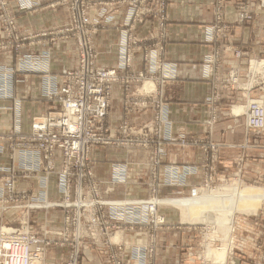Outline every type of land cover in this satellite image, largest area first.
<instances>
[{
	"label": "rangeland",
	"instance_id": "obj_1",
	"mask_svg": "<svg viewBox=\"0 0 264 264\" xmlns=\"http://www.w3.org/2000/svg\"><path fill=\"white\" fill-rule=\"evenodd\" d=\"M14 1L18 12L33 10L40 5L38 0ZM169 3L170 0H114L103 4L102 8L112 7L114 13H118L122 8L125 11L123 22L116 25L119 30L116 43L117 64L115 67H105L97 63L99 51L94 36L100 30L110 27V21L114 19V15H105L104 9L97 8L94 11L96 16L92 17L93 5L90 2L85 9V15L81 11L79 22L73 23L69 7L61 0H57V4L67 8L69 19L62 28L56 31L58 35L60 34L56 39L65 37L66 40H73L74 50L77 54H74L77 57V65L73 69L65 71L59 80L53 74L52 65H50L53 60L52 52L58 42L49 39L47 48L43 52L35 51L22 56L21 48L25 47V42L30 38V35L22 33L17 22V12L11 7V0H0V26L4 32V37L0 40V51L10 50L18 56L21 55V58L19 57L12 64L0 62V112L8 110L14 113L12 131L0 130V157H2L1 160L6 159L0 162V186H2L0 190H3L0 192V209H4L7 205L17 206L7 211L0 210V228L4 226L14 229L25 228L30 233L37 232L46 240H52L49 248L58 246L60 250L62 249L55 256V264H68L72 256L73 260L77 261L76 264H82L86 261L88 253H93L95 259L97 258L101 264H161L158 262L160 234L170 224L161 212L165 207L182 209L186 218V231L189 232V245L183 250H179L182 253L180 262L172 264H264V198L247 199L246 205L241 202V209H238L235 205L230 204V197H228L229 190L236 189L238 193L240 185H247L252 191L259 193L261 188L264 189V182L261 181L264 180V175L254 172L253 180H247L242 172L243 157L241 156L233 161L236 168L233 172L236 173H233L232 176L227 174L224 179H218L214 174L218 168L213 169L211 166L215 160L219 159L220 155L219 144L211 140V134L213 127L223 118L231 115L232 122L228 125L227 130L240 127L252 136L248 142L249 145L255 144V140L264 137V123L260 126L261 128H255L252 126L253 121H251V117L261 116V112L264 114V71L259 70L258 67L261 64L260 68L264 70V53L252 52L251 50L249 51L252 53L244 52V48L242 50L234 46L235 40L232 39L235 37L236 23H229L226 19L222 0L217 4L214 22L209 23L205 31L207 42L215 44L206 55L203 63V78L210 84L209 94L205 100L208 112L204 123L206 136L203 137L204 140L202 141L198 138H181L184 145L188 142L194 147H200L208 160L206 163L210 166L208 165L204 169L205 179L203 183L190 187L187 195L180 198L159 196V190L162 186L179 185L186 187L189 185V179L197 175L199 171V168L194 165L172 166L165 164L161 176L158 172V168L161 164L163 165V159L166 156L163 148L164 142L176 140L173 137L174 125L169 118L170 107L166 99V89L170 85L168 82L177 76L176 66L166 59L165 54ZM260 3L264 4V0H261ZM131 7L132 14H130ZM236 9L239 24L253 22L257 16L250 0H236ZM146 24L151 25V27L142 33L143 26ZM67 28L74 29L66 31ZM40 33L38 32V35L35 36H40L42 34ZM30 42L34 44L32 40ZM241 46L244 45L241 43ZM92 50L93 55H87ZM231 50L235 59L242 62L241 66L240 64H228L227 57ZM137 55H140L143 68L135 71L133 65ZM124 61H126L125 67ZM84 64H90L96 69L115 70L118 73L119 81L111 82L109 85L111 104L114 87L121 85L125 90V104L126 108L127 106L130 108L129 112L152 110L153 118L134 126L129 122L126 115L119 124L117 132H113L109 122L111 119L110 105L109 114L104 120L110 141L105 145L90 146L88 149L85 147L80 152L78 163L71 167L75 190L72 189L67 203V199L60 191V174L65 157L61 148H57L55 151L52 162L54 166L49 171L23 168L21 164L23 161H27L30 165L34 163L31 157H24L23 154L29 147L27 139L33 134V123L49 113L51 102L49 96L59 92L65 85V75L68 72L80 70ZM205 73H213L215 79L205 78ZM25 74L43 76L40 95L45 100L47 108V112L43 116L33 120L28 133L19 131L21 122L19 123V119L17 120L19 104L21 103V99L17 97V85L23 81L22 75ZM137 74H143L145 78L139 82H134L133 77ZM122 79L125 82H122ZM148 82L154 86H150V88L146 84ZM255 104H257L256 115H251L250 112L254 110ZM235 106L242 107L238 109L239 114L235 112ZM163 116L166 118L164 119ZM93 119L91 118V120ZM86 127H90V124H79L76 128L84 130ZM125 129H127V133L124 132ZM131 140L135 142L131 144ZM114 143L152 150L151 165L153 171L151 180L146 185L151 194L147 198L107 199L103 197L100 182L95 175L92 154L96 148ZM246 145L243 143L238 147L244 150ZM170 167H179L178 169L181 171H177V180L175 181H171L168 176ZM9 177L14 178L15 201L6 198L9 193ZM129 178L126 163L113 164L111 178L113 185L127 184ZM79 182H81L84 195L86 190L90 188L93 192L92 198H87V196L85 198L84 195L83 197L78 196L76 188L79 186ZM195 188L201 190L200 193L198 192L200 195L198 208L201 215L193 216L185 207L165 203L163 200L191 198ZM224 191L227 193L220 196ZM40 193L47 195L52 202L62 205L58 207L45 206L44 208L28 207V204L34 203L30 200L33 197H38ZM89 200L94 205L85 206L86 201ZM128 201H140V206L136 208L134 213H126L125 207L115 209V206L102 205L101 203ZM148 201H155V211L146 208L144 202ZM233 203L234 201H232ZM236 203L239 205V200ZM249 204L255 209L250 210ZM53 211L56 212L57 216H50ZM118 215L123 217L118 218ZM47 218L57 222L60 220L61 228L57 231L59 234L53 235L49 230L41 232L38 229L36 225L45 226L44 223ZM143 231L146 233V241L134 240L133 234ZM126 234L127 239L125 238ZM49 248H47V253ZM222 250L226 255L224 259H219L215 254ZM36 264H42V262Z\"/></svg>",
	"mask_w": 264,
	"mask_h": 264
},
{
	"label": "crops",
	"instance_id": "obj_2",
	"mask_svg": "<svg viewBox=\"0 0 264 264\" xmlns=\"http://www.w3.org/2000/svg\"><path fill=\"white\" fill-rule=\"evenodd\" d=\"M38 1L40 5L35 7V9L18 12L15 1L11 0V7L17 12V22L22 29V33L30 35V38L25 42V47L23 49L21 48L22 56L27 53H34L35 51L43 52L47 48L49 39L57 41L58 43L52 52L53 60L50 65H52L51 70L53 74L61 80V76L65 71L73 69L77 65V57L74 56L76 52L74 50L73 40H66L65 37L56 39L60 36L56 31L68 22L69 13L65 6L57 4V0ZM89 1L93 5L92 17L96 16L94 14L96 12L94 11L97 8L104 9L105 15H114V19L110 21V27L100 30L94 38L99 51L98 65L115 67L118 58L116 43L119 33L116 25L119 22H123L125 11L122 8L118 13H114L112 7L102 8L103 4L114 0ZM219 1L221 0H170L168 5V36L165 45V54L166 59L176 66L175 71L177 76L174 80L168 82L170 85L166 89V99L170 107L169 118L174 125L173 137L176 140L164 142L163 148L166 156L163 159V165L161 164L158 168V172L160 173L159 176H161L165 164H171L172 166L194 165L199 168V171L197 175L189 179V185L186 187H180L179 185L162 186L159 190V196L161 197L180 198L187 195L190 187L203 183L205 179L204 169L206 166H210V164L206 163L208 160L200 147H194L188 142L184 145L181 142V138H198L202 141L204 140L203 137L206 136L204 123L207 119L208 112L205 100L209 94L210 84L203 78V63L206 55L215 44L207 42L205 31L206 26L214 22L213 20L215 19ZM222 1L226 19L229 23H236L235 37L232 39L235 40L234 46L242 50L244 48L246 50L244 52L264 53V4L260 3L261 0H250L257 16H255L253 22H247L245 24L238 23L236 0ZM150 27L151 25L149 24L144 25L142 33H145L146 29ZM38 32L42 34L40 33V36H35L38 35ZM3 37L4 32L0 26V40ZM241 43L244 45L243 47H240ZM253 45L256 46L254 47ZM232 49L234 50V47ZM230 52L227 57L228 64H240L241 66L242 62L235 59L232 50ZM20 56L10 50H3L0 51V62L12 64ZM142 68L140 55H137L133 70L138 71ZM22 77L23 81L17 85V97L21 99L17 120L19 119V123L21 122L19 131L28 133L33 120L43 116L47 112V108L45 100L40 95L43 76L39 74H25ZM125 101L124 88L121 85H116L113 89L110 108L111 119L109 121L113 132H117L119 124L126 115L129 122L134 126L143 124L153 118L152 110L130 113V108L128 106L126 108ZM230 116L223 118L213 127L211 140L219 144L220 155L219 159L217 161L215 160L211 166L213 169L215 167L218 168L214 173L216 177L218 179H224L227 174L232 176L233 173H236L233 172V170H236L233 161L241 156L243 157L241 166L243 167L242 172L245 175L244 177L252 181L254 172H258L262 176L264 175V137L255 140V144L249 145L248 142L252 139V136L244 132L243 128L238 127L234 130H227L228 125L232 122ZM13 120V111H1L0 130L12 131ZM243 143L248 145L245 146L244 150L238 147V145ZM151 152L152 150L150 148L144 149L139 146H124L116 143L96 148L92 154L94 159L93 165L96 178L100 182L103 197L107 199H143L150 196L151 191L146 185L151 180L153 171ZM1 158L0 162L6 160H1ZM114 163L127 164L130 177L127 184H112L111 178ZM178 168L176 167L175 169L177 170ZM52 181L55 182L53 179ZM261 181L264 182V180ZM225 191L220 196L223 193H227ZM259 191V193H255L247 185H240L238 193L236 189H231L228 192L230 204L241 209V202L243 205H246L247 199L253 200L256 197L264 198V189L261 188ZM236 197L237 200H235ZM163 200L165 203L185 207L189 211V214L193 216L201 215L198 208V204L200 203L199 194L186 199ZM238 200L240 202L239 205L236 203ZM232 201H234L233 204ZM248 208L250 210L255 209L251 205ZM229 209L231 210L232 208ZM161 212L166 216L170 224L160 234L161 242L159 243L158 262L161 264L180 262L182 253L179 250H183L184 247L189 245V232L186 231L187 228L185 227L186 218L184 217L182 209L177 207H165ZM50 216H57V214L53 211ZM44 224L45 226L43 227L39 226V224L36 225L41 232L49 230L53 235L59 234L57 231L61 228L60 220L57 222L47 218ZM133 235L136 241H146V233L144 231L142 233L136 232ZM125 238L127 239V234ZM61 251L62 249L60 250L58 246L50 247L43 264H55V256ZM86 256V261L82 264H101L97 258L95 259L93 253H88Z\"/></svg>",
	"mask_w": 264,
	"mask_h": 264
},
{
	"label": "built area",
	"instance_id": "obj_3",
	"mask_svg": "<svg viewBox=\"0 0 264 264\" xmlns=\"http://www.w3.org/2000/svg\"><path fill=\"white\" fill-rule=\"evenodd\" d=\"M61 2L69 7L73 23L79 22L81 11L85 15V9H87L90 3L89 0H61ZM130 14H132V7ZM73 29L67 28L66 31ZM87 55L92 56L93 50L87 53ZM125 63L126 61L123 62L124 67ZM204 77L215 79L213 73H205ZM144 78L143 74H137L133 77V81L139 82ZM119 79L120 77L115 70L96 69L90 64H84L80 70L68 72L65 75V85L62 86L59 92L49 96L51 102L48 115L37 119L33 123V134L27 139L29 147H27L23 155L24 157H31L34 163L30 165L27 161H23L21 165L23 168L49 171L54 166L52 162L55 151L57 148H61L65 153V157L60 174V191L64 198L67 199V203L72 189L75 190L74 183L72 182L71 167L78 163L80 152L85 147L88 149L90 146L105 145L110 141L107 135V128L104 126V120L109 114L111 105L109 85L111 82L119 81ZM256 109L257 104H255L254 110L250 114L256 115ZM166 116H163V118L165 119ZM91 118L94 119L91 120ZM251 121L254 123L253 127L261 128L260 126L264 123L263 112H261V116L251 117ZM83 123L90 124V127H86L84 130L76 128L77 125ZM124 132L127 133V129ZM134 142V140L130 141L131 144ZM177 171L179 170H176L175 167H170L168 176L171 181L177 180ZM13 180L14 178L12 177L8 178L9 193L6 198L15 201ZM81 182H79V186L76 188L79 197H83L84 195ZM0 192H3V190H0ZM192 192L193 196H195L201 190L195 188ZM92 194L93 192L88 188L84 196L85 198L86 196L87 198H92ZM30 201L34 203L28 204V207L38 206L44 208L45 206L58 207L62 205L61 203L52 202L47 195L42 193L38 197H33ZM101 203L102 205L109 204L115 206V209L125 207L127 209L126 213H134L136 208L140 206V201ZM91 204L94 205L89 200L86 201L85 206H90ZM144 204H146V208H149L150 211H155V201L144 202ZM14 207L17 206L7 205L4 209L0 210L7 211ZM117 217L121 218L123 216L118 215ZM11 228H6L5 226L0 228V264H36L37 262H42L43 264L47 248L52 244V240H46L37 232H35L36 234L30 233L25 228H20L21 230L19 228H12V230ZM76 262L72 256L68 264H76Z\"/></svg>",
	"mask_w": 264,
	"mask_h": 264
},
{
	"label": "bare ground",
	"instance_id": "obj_4",
	"mask_svg": "<svg viewBox=\"0 0 264 264\" xmlns=\"http://www.w3.org/2000/svg\"><path fill=\"white\" fill-rule=\"evenodd\" d=\"M257 64H259V63H257ZM256 66V65H255ZM260 66H261V64H260ZM260 66L258 65V67H259V70H263V69H261L260 68ZM257 69V68H256ZM264 71V70H263ZM147 84V86H154L151 82L149 83H146ZM148 88V87H147ZM151 88V87H150ZM245 107V106H244ZM246 107H248V106H246ZM239 108H242V107H237V106H235V112H238V114L240 113L239 112ZM252 111V110H251ZM244 112V111H243ZM251 113V112H250ZM255 117V116H254ZM225 248V247H224ZM228 248V247H227ZM216 249V248H215ZM221 249V248H220ZM209 252V251H208ZM211 253H212V251H211ZM214 253V252H213ZM216 253V252H215ZM206 254H207V252H206ZM209 254V253H208ZM225 255H226V253L224 252V250H222V251H218L216 254H215V256L217 257V258H219V259H224V257H225ZM206 256V255H205ZM212 256L214 257V255L212 254ZM211 256V257H212ZM212 259V258H211ZM237 260V259H236ZM216 262H220V261H216Z\"/></svg>",
	"mask_w": 264,
	"mask_h": 264
}]
</instances>
